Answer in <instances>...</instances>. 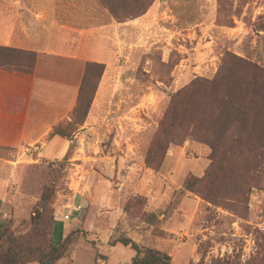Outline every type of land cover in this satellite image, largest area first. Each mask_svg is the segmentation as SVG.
Wrapping results in <instances>:
<instances>
[{"label":"rangeland","instance_id":"1","mask_svg":"<svg viewBox=\"0 0 264 264\" xmlns=\"http://www.w3.org/2000/svg\"><path fill=\"white\" fill-rule=\"evenodd\" d=\"M138 6L136 0L115 4L121 17L129 15L124 9L131 17L118 40L93 48L104 70L84 122L64 128L76 131L69 159L62 165V158L36 161L0 147V223L26 234L48 185L54 225L39 244L57 245L71 234L68 253L55 264H130L133 250L113 244L121 235L167 253L171 264H264V152L255 159L259 176L218 172L212 188L189 192L184 182L203 177L210 149L192 137L180 140L190 133L186 122L161 128L171 95L195 79L219 76L226 53L249 55L264 66V29L254 30L264 26V0H151L132 18ZM236 87L231 94L244 93ZM227 116L237 122L247 117L241 111ZM236 127L246 132L234 125L228 133ZM155 136L176 140L157 169L144 162ZM60 222L66 228L57 240Z\"/></svg>","mask_w":264,"mask_h":264},{"label":"trees","instance_id":"2","mask_svg":"<svg viewBox=\"0 0 264 264\" xmlns=\"http://www.w3.org/2000/svg\"><path fill=\"white\" fill-rule=\"evenodd\" d=\"M98 1L118 22H123L125 18L131 17L127 9H124L125 13L130 16L121 17L115 8V4L124 6L127 0ZM136 2L139 6L132 18L142 15L149 7L151 0H136ZM263 29L264 26L260 25L254 30L258 32ZM0 58L15 62L23 61L25 67L22 69L30 76L37 54L33 51L0 47ZM103 70L104 65L101 63H85L77 102L72 110L69 126H80L84 122ZM236 71H240L242 76L237 78L231 76V78L230 75H226V73L235 74ZM219 73H221L219 76L210 80L195 79L187 87L173 93L170 113L166 115L167 118L161 124V128L165 131L177 123L186 122L190 133H184L180 140L187 136L192 137L210 149V164L203 177L187 179L184 182V189L189 192H196V186L203 189L212 188L215 182L220 179L218 172L254 177L262 174L260 164L255 159L259 153L260 156L263 154L261 151L264 152V66L249 55L240 57L226 53ZM239 85L242 86L244 93L231 94L230 88H237L236 86ZM195 106H197L195 109L197 112L186 118L185 112L188 108ZM228 111H241L243 115L245 112L247 117L242 120L243 122H237L227 116ZM234 125L242 126L244 131L246 127V132L237 131L236 127L235 133L229 134L230 128ZM165 139L164 142H160L155 136V139L150 143L144 160L147 167L157 169L162 163L163 150L167 144L176 141L171 137ZM161 146L162 149L157 151ZM68 159L69 151L59 164L62 165ZM52 194L53 189L50 186L43 187L34 207L38 210V215L34 217L31 228L26 234L15 235L8 223H0V264H27L29 262L55 264L66 256L71 244V234H68L57 245L50 241L44 242L43 245L39 244L47 237V231L50 232L54 225L50 209ZM201 195L203 198H212V194L203 193ZM116 243L133 250L134 255L130 264H171V258L167 253L140 246L131 238L121 235L114 240L113 244Z\"/></svg>","mask_w":264,"mask_h":264},{"label":"crops","instance_id":"3","mask_svg":"<svg viewBox=\"0 0 264 264\" xmlns=\"http://www.w3.org/2000/svg\"><path fill=\"white\" fill-rule=\"evenodd\" d=\"M127 23L96 0H0V47L37 54L30 76L23 61L0 58V147L63 158L85 63H99L93 48L118 40ZM65 226L57 223V240Z\"/></svg>","mask_w":264,"mask_h":264},{"label":"built area","instance_id":"4","mask_svg":"<svg viewBox=\"0 0 264 264\" xmlns=\"http://www.w3.org/2000/svg\"><path fill=\"white\" fill-rule=\"evenodd\" d=\"M79 208H80L79 206L74 207L75 210H78ZM69 217H70V214H68V213H66L65 215H63V219H64V220H68Z\"/></svg>","mask_w":264,"mask_h":264}]
</instances>
